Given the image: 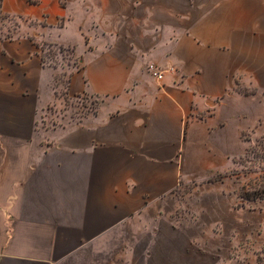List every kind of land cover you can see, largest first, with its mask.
I'll list each match as a JSON object with an SVG mask.
<instances>
[{"label": "crops", "instance_id": "obj_1", "mask_svg": "<svg viewBox=\"0 0 264 264\" xmlns=\"http://www.w3.org/2000/svg\"><path fill=\"white\" fill-rule=\"evenodd\" d=\"M0 13L19 22L0 27V264H111L113 231L239 168L245 136H264V0H0ZM46 45L73 63L50 64ZM62 89L102 102L49 126Z\"/></svg>", "mask_w": 264, "mask_h": 264}, {"label": "rangeland", "instance_id": "obj_2", "mask_svg": "<svg viewBox=\"0 0 264 264\" xmlns=\"http://www.w3.org/2000/svg\"><path fill=\"white\" fill-rule=\"evenodd\" d=\"M18 24L0 13V27L9 28L7 33L13 35ZM46 46L50 64L73 63L71 52ZM61 97L62 105L50 107L49 126L95 113L102 102L71 98L64 89ZM245 137L249 150L239 168L211 182L181 184L161 210L113 231L111 264H264V136Z\"/></svg>", "mask_w": 264, "mask_h": 264}, {"label": "built area", "instance_id": "obj_3", "mask_svg": "<svg viewBox=\"0 0 264 264\" xmlns=\"http://www.w3.org/2000/svg\"><path fill=\"white\" fill-rule=\"evenodd\" d=\"M148 71L157 80H163L164 75L166 73L165 71L161 70L154 64L148 66Z\"/></svg>", "mask_w": 264, "mask_h": 264}]
</instances>
